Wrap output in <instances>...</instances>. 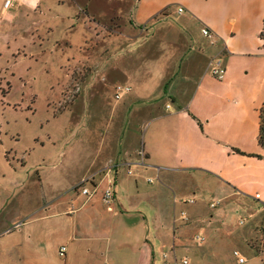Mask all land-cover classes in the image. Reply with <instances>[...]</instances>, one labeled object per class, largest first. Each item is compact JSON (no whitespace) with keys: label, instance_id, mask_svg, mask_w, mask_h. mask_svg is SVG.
<instances>
[{"label":"crops","instance_id":"0c3cea01","mask_svg":"<svg viewBox=\"0 0 264 264\" xmlns=\"http://www.w3.org/2000/svg\"><path fill=\"white\" fill-rule=\"evenodd\" d=\"M132 5L130 29L110 35L113 54L87 85L129 88L116 99L137 127L117 141L103 132L83 172L52 191L37 171L36 206L14 217L25 232L0 245V264H264V0ZM11 7L0 0V25ZM219 57L223 78L211 73Z\"/></svg>","mask_w":264,"mask_h":264},{"label":"rangeland","instance_id":"374dc122","mask_svg":"<svg viewBox=\"0 0 264 264\" xmlns=\"http://www.w3.org/2000/svg\"><path fill=\"white\" fill-rule=\"evenodd\" d=\"M133 2L39 0L33 8L21 0L3 16L0 40L7 34L10 50L0 58V68H9L0 79V245L23 237L14 217L36 206L37 171L50 174L52 191L83 172L103 132L117 141L137 127L121 107L123 98L115 97L117 83L98 75L87 85L103 57L113 54L105 51L114 47L107 44L110 35L130 29ZM261 116L264 125V105ZM23 159L26 167L14 172L11 161Z\"/></svg>","mask_w":264,"mask_h":264},{"label":"built area","instance_id":"2783aa9c","mask_svg":"<svg viewBox=\"0 0 264 264\" xmlns=\"http://www.w3.org/2000/svg\"><path fill=\"white\" fill-rule=\"evenodd\" d=\"M13 4H14V0H4V7L5 8H9ZM179 9L182 10V8H179ZM203 33L207 36H211V31L207 28H203ZM211 73L217 78H223L224 77V75L226 73V65L224 64V61L221 57L212 59V61H211ZM128 89L129 88H127V87L118 86L116 97H121L123 90H128ZM83 183H84V181H83ZM83 183L82 184L80 183V185H79L80 187H82V192L84 194L91 196L92 192H91L90 188L84 186ZM112 197H113V191L110 188L106 192L105 200L109 201L112 199ZM261 230L264 233V225H262ZM65 252H66V247L65 246L61 247L60 248V255H62V256L65 255ZM234 253L236 256H238V257L240 256L239 251L236 250V251H234ZM239 260L242 262V261H245V258L240 256ZM182 263L183 264H189V260L187 258H185V259H183Z\"/></svg>","mask_w":264,"mask_h":264},{"label":"trees","instance_id":"16d2710c","mask_svg":"<svg viewBox=\"0 0 264 264\" xmlns=\"http://www.w3.org/2000/svg\"><path fill=\"white\" fill-rule=\"evenodd\" d=\"M263 136H264V125H263V122H262V116H261V128H260V144L264 147V139H263Z\"/></svg>","mask_w":264,"mask_h":264}]
</instances>
